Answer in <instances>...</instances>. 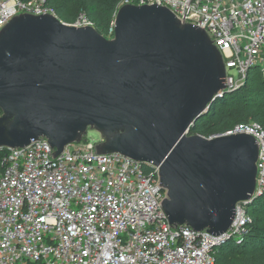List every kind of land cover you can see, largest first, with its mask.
I'll use <instances>...</instances> for the list:
<instances>
[{
  "label": "water",
  "instance_id": "1",
  "mask_svg": "<svg viewBox=\"0 0 264 264\" xmlns=\"http://www.w3.org/2000/svg\"><path fill=\"white\" fill-rule=\"evenodd\" d=\"M222 55L205 31L158 4L117 8L113 36L52 14L0 29V150L98 133L99 153L158 167L171 226L224 234L256 195L259 147L246 133L188 134L226 93Z\"/></svg>",
  "mask_w": 264,
  "mask_h": 264
},
{
  "label": "built area",
  "instance_id": "2",
  "mask_svg": "<svg viewBox=\"0 0 264 264\" xmlns=\"http://www.w3.org/2000/svg\"><path fill=\"white\" fill-rule=\"evenodd\" d=\"M124 4H158L202 28L222 55L226 93L253 70L264 78V0H122L118 7ZM45 13L57 17L45 0H0V29L14 16ZM71 24L93 26L84 13ZM236 133L258 143L256 195L236 203L222 235L168 223L166 191L151 162L99 153L87 139L58 155L45 138L2 148L0 264H217L213 248L244 237L251 223L246 207L264 192L260 124L238 123L206 137Z\"/></svg>",
  "mask_w": 264,
  "mask_h": 264
},
{
  "label": "trees",
  "instance_id": "3",
  "mask_svg": "<svg viewBox=\"0 0 264 264\" xmlns=\"http://www.w3.org/2000/svg\"><path fill=\"white\" fill-rule=\"evenodd\" d=\"M122 0H45L61 21L75 20L79 13H84L92 21L94 28L102 35L113 36L110 31L118 5ZM258 75L255 88V99L251 105H242L234 111L232 118L235 124L255 122L264 130V78L257 71H252L246 81ZM225 93L211 103L208 113L197 119L190 131L191 134H199L204 137L224 131L206 132L209 128L208 114L216 107L235 102L236 96L241 91H247L244 87ZM233 127V126H232ZM189 131V132H190ZM189 134V133H188ZM5 150L0 152V156ZM252 211H257L264 216V192L252 199L246 207V212L251 217V223L247 226L244 237L230 239L214 247L212 254L217 264H264V226L255 223ZM264 218V217H263Z\"/></svg>",
  "mask_w": 264,
  "mask_h": 264
},
{
  "label": "rangeland",
  "instance_id": "4",
  "mask_svg": "<svg viewBox=\"0 0 264 264\" xmlns=\"http://www.w3.org/2000/svg\"><path fill=\"white\" fill-rule=\"evenodd\" d=\"M72 20L67 19L65 23L71 24ZM64 22V21H63ZM107 38H110L109 35H104ZM258 72V71H257ZM258 75L250 78L246 85L244 86L247 91H241L237 96L236 100L233 103L225 104L219 107H216L208 114V122L209 128H207L206 132H216V131H224L226 129L231 128L235 125V120L232 118L234 111L242 105H251L254 103L253 99H255V88H256V81L258 79ZM191 134V131L189 132ZM84 139L89 140L93 143H98L100 141V137L98 133L87 130ZM252 215L254 216L255 223L259 224V226H264V216L257 211H252Z\"/></svg>",
  "mask_w": 264,
  "mask_h": 264
}]
</instances>
